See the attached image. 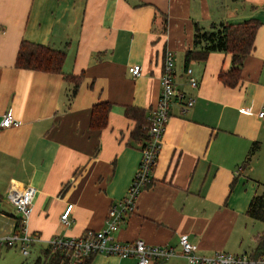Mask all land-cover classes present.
I'll list each match as a JSON object with an SVG mask.
<instances>
[{
	"label": "crops",
	"instance_id": "obj_1",
	"mask_svg": "<svg viewBox=\"0 0 264 264\" xmlns=\"http://www.w3.org/2000/svg\"><path fill=\"white\" fill-rule=\"evenodd\" d=\"M250 19L259 26L237 85L219 77L233 67L228 52L213 51L185 67L195 24L210 29ZM22 41L64 50L62 73L16 67ZM167 50L175 58L176 87L194 104L172 103L152 183L114 239L177 246L186 236L201 255L232 253L230 245L241 240L237 227L264 185V117L258 116L264 111V0H0V114L10 111L22 122L0 130V222H12L14 231L9 189L34 187L28 230L42 240L37 258L54 236L103 229L125 196L143 144L125 110L148 117L156 108ZM132 65L141 66L140 75L128 72ZM187 68L197 87L189 84ZM67 75L79 78L74 96ZM101 102L111 107L97 129L92 109ZM254 142L260 149L245 168ZM69 205L72 221L65 225L61 215ZM89 264L137 259L97 254ZM164 264L188 262L177 257Z\"/></svg>",
	"mask_w": 264,
	"mask_h": 264
},
{
	"label": "built area",
	"instance_id": "obj_2",
	"mask_svg": "<svg viewBox=\"0 0 264 264\" xmlns=\"http://www.w3.org/2000/svg\"><path fill=\"white\" fill-rule=\"evenodd\" d=\"M174 69V54L167 50L164 55L160 97L156 108L148 116L150 138L141 149L140 164L125 196L111 207L106 226L101 230H86L77 237L54 236L44 242L45 248L43 249L50 250L51 254L58 252L62 254L59 264H85L87 258L97 254L119 258L133 257L137 259V264H164L177 257H184L188 264H264V255L255 257L251 252L216 251L212 255H201L198 253V246L190 242L186 236L180 237L177 246H152L142 239L128 242L114 239V234L119 230L121 224L134 213L138 196L152 183L153 170L158 161L172 103L179 100L184 109H188L194 104L193 97L177 89L174 81ZM141 70L140 65L128 67V72L132 76L140 75ZM186 73L189 76V84L192 87H197V81L192 76L191 69L188 68ZM243 112L248 115L254 114L251 108H246ZM258 116L264 117V111H260ZM21 124L22 122L16 119L10 111L0 114V130L19 127ZM35 192L36 189L32 186L23 189L16 187L9 189L7 198L17 213L16 216L20 219V226L8 236H0V249L2 247L20 249L24 256H28L32 249L42 244L39 235L30 233L28 230ZM71 209L72 205L67 206L61 215V221L65 225H69L72 221Z\"/></svg>",
	"mask_w": 264,
	"mask_h": 264
},
{
	"label": "trees",
	"instance_id": "obj_3",
	"mask_svg": "<svg viewBox=\"0 0 264 264\" xmlns=\"http://www.w3.org/2000/svg\"><path fill=\"white\" fill-rule=\"evenodd\" d=\"M258 26L259 22L255 19H250L237 25L221 23L213 25L210 29H205L195 24L194 48L185 53V67L192 61H205L213 51L228 52L232 56L233 67L226 73L221 72L219 77L226 85H237L241 78L243 60L254 48L255 34ZM65 58L66 52L64 50L54 49L29 41H22L18 49L15 64L16 67L21 69L62 73ZM66 79L74 82L72 91V96H74L78 91L79 81L77 79L79 78L67 75ZM110 107L111 105L108 102H101L94 105L91 117L92 127L101 129L106 125ZM125 114L135 119L136 126L133 131V136L143 141V147L150 138L148 134V117L143 111L134 107H127ZM259 149V142H254L251 145L243 161L245 168L250 166L252 159ZM246 215L253 220L264 223V191L256 194L252 198L246 210ZM19 226L20 219L15 215L14 229H17ZM251 254L255 257L264 255V230L255 236V247L251 251ZM92 257L87 258L85 264H89ZM61 258V253L51 254L50 250L43 249L42 255L33 263L24 262L22 264H59Z\"/></svg>",
	"mask_w": 264,
	"mask_h": 264
},
{
	"label": "rangeland",
	"instance_id": "obj_4",
	"mask_svg": "<svg viewBox=\"0 0 264 264\" xmlns=\"http://www.w3.org/2000/svg\"><path fill=\"white\" fill-rule=\"evenodd\" d=\"M264 184V183H262ZM258 194L264 191V185H260L256 188ZM10 213L12 214V220L15 216L14 208L9 205ZM243 219V218H242ZM12 222L1 221L0 222V236H8L13 231ZM264 230V223L261 221L253 220L247 216H244V220L237 227V231L241 236V240L234 242L230 245L229 251L232 253H241L244 251H251L254 247L255 236ZM36 249V248H35ZM38 251L31 250L30 255L24 256L20 249L5 248L0 249V264H21L22 262L33 263L38 256Z\"/></svg>",
	"mask_w": 264,
	"mask_h": 264
}]
</instances>
